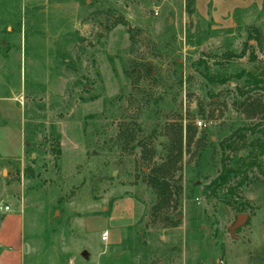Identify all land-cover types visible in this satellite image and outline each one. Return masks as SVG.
<instances>
[{
	"label": "rangeland",
	"instance_id": "374dc122",
	"mask_svg": "<svg viewBox=\"0 0 264 264\" xmlns=\"http://www.w3.org/2000/svg\"><path fill=\"white\" fill-rule=\"evenodd\" d=\"M208 4L0 0L24 264H264V0Z\"/></svg>",
	"mask_w": 264,
	"mask_h": 264
},
{
	"label": "crops",
	"instance_id": "0c3cea01",
	"mask_svg": "<svg viewBox=\"0 0 264 264\" xmlns=\"http://www.w3.org/2000/svg\"><path fill=\"white\" fill-rule=\"evenodd\" d=\"M252 1L254 0H197V6L199 11L204 13V9L209 5L208 3L212 2L213 16L216 19L218 16L219 20H222L225 18L224 16H228L235 9L244 8ZM6 128L7 126L0 125V130H5ZM20 137L23 138V135L21 134ZM4 141L3 144H0V158H12L15 155L22 154L21 151L23 149L21 146L23 141L20 140L17 148L12 147V142L5 144ZM25 238L23 216L18 215L17 211L10 213L0 223V264H24Z\"/></svg>",
	"mask_w": 264,
	"mask_h": 264
},
{
	"label": "water",
	"instance_id": "95a60500",
	"mask_svg": "<svg viewBox=\"0 0 264 264\" xmlns=\"http://www.w3.org/2000/svg\"><path fill=\"white\" fill-rule=\"evenodd\" d=\"M249 221V215L248 214H240L237 218L236 223L232 226V230L235 231L241 227H243L247 222ZM84 254L86 255L87 252L85 251Z\"/></svg>",
	"mask_w": 264,
	"mask_h": 264
},
{
	"label": "trees",
	"instance_id": "16d2710c",
	"mask_svg": "<svg viewBox=\"0 0 264 264\" xmlns=\"http://www.w3.org/2000/svg\"><path fill=\"white\" fill-rule=\"evenodd\" d=\"M232 171H233L232 168H229L227 165H225L223 173L216 180H214L213 183L217 184L219 180L225 182L227 177L231 174ZM164 181L166 182V180ZM165 182H162V184L163 183L165 184Z\"/></svg>",
	"mask_w": 264,
	"mask_h": 264
},
{
	"label": "built area",
	"instance_id": "2783aa9c",
	"mask_svg": "<svg viewBox=\"0 0 264 264\" xmlns=\"http://www.w3.org/2000/svg\"><path fill=\"white\" fill-rule=\"evenodd\" d=\"M5 210H6V211H9V210H10V207H9L8 205H6V206H5ZM104 238H107V234H106V233L104 234Z\"/></svg>",
	"mask_w": 264,
	"mask_h": 264
}]
</instances>
